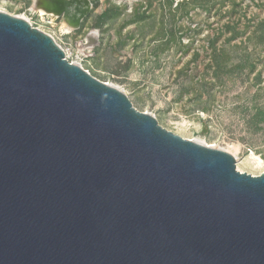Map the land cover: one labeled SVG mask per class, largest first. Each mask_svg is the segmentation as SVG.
Instances as JSON below:
<instances>
[{
  "label": "water",
  "instance_id": "obj_1",
  "mask_svg": "<svg viewBox=\"0 0 264 264\" xmlns=\"http://www.w3.org/2000/svg\"><path fill=\"white\" fill-rule=\"evenodd\" d=\"M60 4L80 26L89 1ZM0 264H264V173L0 11Z\"/></svg>",
  "mask_w": 264,
  "mask_h": 264
},
{
  "label": "rangeland",
  "instance_id": "obj_2",
  "mask_svg": "<svg viewBox=\"0 0 264 264\" xmlns=\"http://www.w3.org/2000/svg\"><path fill=\"white\" fill-rule=\"evenodd\" d=\"M38 1L0 0V11L52 36L73 59L83 55L85 70L166 130L229 153L239 147L237 170L264 173V0H88L80 26L67 12L42 16ZM108 6L121 10L106 20Z\"/></svg>",
  "mask_w": 264,
  "mask_h": 264
},
{
  "label": "bare ground",
  "instance_id": "obj_3",
  "mask_svg": "<svg viewBox=\"0 0 264 264\" xmlns=\"http://www.w3.org/2000/svg\"><path fill=\"white\" fill-rule=\"evenodd\" d=\"M45 1H51L54 3V7L52 5H49V6H46L48 8V10L45 8V10L43 9V4H45ZM63 0H39L38 3L36 4L37 6L35 7L37 10H39L40 14L42 16H45L48 14V11L50 13H55V14H60L62 12L61 10V5L60 3L62 2ZM64 12V11H63ZM49 15V14H48ZM73 15V13L71 14ZM69 15L68 16V19L69 17L71 16ZM75 15V14H74ZM67 30H70V27H67ZM239 151H240V148L239 147H235L233 148V151L230 152L232 155H234L236 158L238 157V154H239Z\"/></svg>",
  "mask_w": 264,
  "mask_h": 264
},
{
  "label": "trees",
  "instance_id": "obj_4",
  "mask_svg": "<svg viewBox=\"0 0 264 264\" xmlns=\"http://www.w3.org/2000/svg\"><path fill=\"white\" fill-rule=\"evenodd\" d=\"M193 2L195 3V4H194L195 7L198 6V5H200V6H202V7H206V6H204V5L201 3V1H200V3H198L196 0H193ZM205 2H206V1H205ZM236 7H237V6H236ZM120 10H121V9H117L116 7H113V8H112V7L108 6L106 12H104V14H103V17H104V19H106V20L111 19V18H113L114 16H116V15L120 12ZM259 29H260V33H261L262 35H258V40H259L260 42H264V22H262V24L260 25ZM239 34H240V33H238V32L236 31V29H234V34L232 35V37H233V38H237L238 36H240ZM213 46H214V44H213ZM216 60H217V61H216ZM216 60H215V62L219 65L218 67H220V65H221L220 58H219V59L216 58Z\"/></svg>",
  "mask_w": 264,
  "mask_h": 264
},
{
  "label": "built area",
  "instance_id": "obj_5",
  "mask_svg": "<svg viewBox=\"0 0 264 264\" xmlns=\"http://www.w3.org/2000/svg\"><path fill=\"white\" fill-rule=\"evenodd\" d=\"M64 51H65V54H66L67 59H68L70 62H72V63H77V64H80V65H81L80 62H82V60H83V57H84L83 55H77L76 58L73 59V54H71L69 50H65V49H64ZM81 66H82V65H81Z\"/></svg>",
  "mask_w": 264,
  "mask_h": 264
}]
</instances>
